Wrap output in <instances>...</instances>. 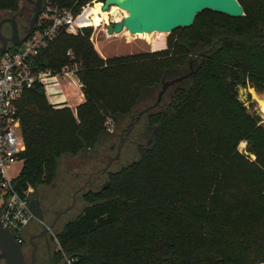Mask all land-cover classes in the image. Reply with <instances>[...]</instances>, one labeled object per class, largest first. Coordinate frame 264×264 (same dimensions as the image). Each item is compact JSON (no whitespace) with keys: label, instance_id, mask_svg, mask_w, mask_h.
Masks as SVG:
<instances>
[{"label":"trees","instance_id":"obj_1","mask_svg":"<svg viewBox=\"0 0 264 264\" xmlns=\"http://www.w3.org/2000/svg\"><path fill=\"white\" fill-rule=\"evenodd\" d=\"M21 1L0 0V17L16 13ZM90 1L78 0L76 11ZM238 1L244 16L206 9L174 30L166 48L108 58L96 52L83 11L77 34L61 31L35 57V72L77 64L84 94L75 111L55 108L36 81L19 101L25 149L17 190L31 188L30 198L58 187L67 163L77 172L73 193L84 186L76 194L81 211L51 234L52 264L264 262V118L238 93L264 92L256 68L264 57V0ZM165 83L160 102L137 119ZM131 133L136 158L103 171L118 136Z\"/></svg>","mask_w":264,"mask_h":264},{"label":"built area","instance_id":"obj_2","mask_svg":"<svg viewBox=\"0 0 264 264\" xmlns=\"http://www.w3.org/2000/svg\"><path fill=\"white\" fill-rule=\"evenodd\" d=\"M94 1L81 6L77 12L78 0H43L32 33L15 49H6L0 56V221L19 245L24 229L35 218L28 197L31 188L19 192L14 184L24 162L20 154L25 149L18 116L19 101L36 81L43 85L48 103L55 108L68 105L61 80H69L72 87L82 90L83 84L76 74L77 64L63 67L60 73L35 72L33 67L40 50L61 31L77 34L82 29L80 16ZM106 126L108 131L113 130L111 118L107 119ZM16 164L19 168L14 170Z\"/></svg>","mask_w":264,"mask_h":264},{"label":"water","instance_id":"obj_3","mask_svg":"<svg viewBox=\"0 0 264 264\" xmlns=\"http://www.w3.org/2000/svg\"><path fill=\"white\" fill-rule=\"evenodd\" d=\"M42 1L43 0L34 1L35 6L33 14L30 18L27 31L23 36L19 34L18 24L14 15L0 19V53L5 51L9 44L18 46L28 38L34 29V23L41 11ZM101 3V9L103 11H107L111 6L116 5L128 14L127 17L121 20L106 24V33L109 35L120 33L127 25L131 26L134 30L140 29L144 32L158 31L170 34L176 29L190 27L194 23L196 15L206 9L233 18L244 16V8L238 0H102ZM6 23L11 26L12 32L10 37L5 36L2 32V26ZM167 85L168 83L163 84L162 89L157 95L156 102L140 111L137 119H139L145 111L156 106L160 102ZM255 94L258 99L264 102V92L255 91ZM130 125L133 127L134 123L131 122ZM129 132L130 130L127 131L126 134ZM121 148L122 144L118 146L116 154L108 160L102 169L103 171H106L113 161L119 159ZM82 188H84V186L73 193L71 204L56 214L52 223L45 227V232L52 230L60 216L74 207L76 194ZM30 208L35 218L41 220L37 199H30ZM36 237L37 235H31L29 237L33 245V251L30 262H27L24 259L21 246L0 221V257L4 258V264H34L37 245L33 242V239ZM259 264H264V262H260Z\"/></svg>","mask_w":264,"mask_h":264},{"label":"rangeland","instance_id":"obj_4","mask_svg":"<svg viewBox=\"0 0 264 264\" xmlns=\"http://www.w3.org/2000/svg\"><path fill=\"white\" fill-rule=\"evenodd\" d=\"M102 1V0H98ZM26 5L30 6V4L27 2V0L21 1V6ZM93 6V4H91ZM90 6V7H91ZM88 14V13H87ZM117 15V16H116ZM2 16V15H1ZM32 16V15H31ZM31 16H29L31 18ZM91 19L90 15H88ZM116 16V17H114ZM127 17V13L124 12L119 8L117 13L115 15L107 14L105 21L101 22V26H95L93 23V20L91 19L93 23V32L91 35V41L96 45L98 52L102 55L113 57V56H120V55H126L128 53H137V52H146V51H154L158 49H164L166 48V41L167 37L171 34L165 33V32H158V31H151L148 32V39H140L135 37V30L131 26H125L124 29L120 33H114V34H107L106 33V24L109 22H115L118 20H121L122 18ZM2 17H0L1 19ZM30 20V19H29ZM29 20L27 25L29 24ZM134 30V31H133ZM2 32L5 34H8L10 32V25L8 23L4 24L2 26ZM95 48V47H94ZM96 50V49H95ZM97 52V51H96ZM256 68L263 72L264 74V57L258 56L256 58ZM51 72L50 70H37V72ZM69 80H61V86L64 92H68V88L71 87L68 83ZM77 90V89H76ZM239 98L245 102V104L249 107L250 111H256L259 113L262 118L264 116L262 115V112L260 111L258 98L255 94V90L251 87H245V88H239L238 90ZM248 94H250L251 99L248 100ZM253 95V96H252ZM255 95V96H254ZM70 104L73 106V102L70 101ZM135 134L131 133L127 139H122L123 136H118V139L115 141V146L118 147L122 144L121 153L119 159H117L116 163H113L111 166V170H116L120 166L128 163L129 161L136 158V147L135 143ZM121 138V141H120ZM245 147L242 142L239 145V149L243 150ZM116 152V150H115ZM114 152V153H115ZM113 153V154H114ZM70 163H67L64 168L62 169V182L57 185L50 187H46L45 189H42L38 192L37 196H30V199H37L39 203V212H41L43 216V221H39L34 219L30 226L27 229L26 232V238H29L34 231H36L38 228L42 226H49V224L52 223L53 219L55 218V214L58 210L63 209L71 202V197L73 193V184L70 183L72 180V176L75 171L70 167ZM16 168H19V164H16L14 166V170ZM82 171V170H81ZM77 173V172H75ZM84 175L80 176V180H83ZM106 181L101 180V183H105ZM75 183V182H74ZM78 183V182H77ZM78 185V184H77ZM30 192H32L30 190ZM85 203L82 201L80 197H77L75 206L64 213L55 223V226L52 230L48 231L47 234L50 240V246L46 247L43 242H37L35 239H33V242L38 244L37 246V252H36V260L34 264H52L51 256L52 254L56 253V247L52 239L51 234H55L59 228L64 224L67 220L72 219L81 211ZM31 246L25 247V260L28 259V255L31 250Z\"/></svg>","mask_w":264,"mask_h":264},{"label":"flooded vegetation","instance_id":"obj_5","mask_svg":"<svg viewBox=\"0 0 264 264\" xmlns=\"http://www.w3.org/2000/svg\"><path fill=\"white\" fill-rule=\"evenodd\" d=\"M34 1L35 0H27V2L30 4V6H26V5L20 6L19 10L13 14L15 16V19H16L17 24H18V31H19L20 36H23L27 31V28H28L27 23H28V20L30 19L29 16H31L33 14V9L35 6ZM11 32H12V30H11V26H10V32L8 34H5V33H3V34L7 37H10ZM44 229H45V226L32 235H37L36 239H42L45 246L49 247L50 246V240L47 237L48 231L45 232ZM28 243L31 245L32 248H31L30 253L28 255V259L25 261L30 262L31 256H32V251H33V245L30 242L29 238H28ZM36 252H37V250H36ZM23 253H24V251H23ZM0 254H1V251H0ZM24 259H25V255H24ZM35 260H36V253H35ZM0 264H4V258L0 257Z\"/></svg>","mask_w":264,"mask_h":264},{"label":"bare ground","instance_id":"obj_6","mask_svg":"<svg viewBox=\"0 0 264 264\" xmlns=\"http://www.w3.org/2000/svg\"><path fill=\"white\" fill-rule=\"evenodd\" d=\"M101 5H102L101 2L96 0V1H94L93 6L87 7L84 10L86 13H88V15H90L91 19L93 20L94 25L97 27L101 26L102 21H105L107 14L115 15L117 13V11L119 10V7H117L116 5H113L109 8V10L103 11L101 9ZM121 10H123V9H121ZM116 16H114V17H116ZM127 16H128V14H127ZM134 32L136 33L135 37L137 35V37L140 39H144V40L148 39V32L141 31L140 29L135 30ZM258 103H259V107H260L259 109L262 112V115L264 116V102H263V100L258 99ZM242 144L245 145V142H242Z\"/></svg>","mask_w":264,"mask_h":264},{"label":"crops","instance_id":"obj_7","mask_svg":"<svg viewBox=\"0 0 264 264\" xmlns=\"http://www.w3.org/2000/svg\"><path fill=\"white\" fill-rule=\"evenodd\" d=\"M94 47H95L97 53L102 58H108V56L102 55V54H100L98 52V49H97V47H96L95 44H94ZM130 53H128V54H130ZM68 90L69 91L65 93L66 98L68 99V105H67V107H69L70 109H72L73 111H75L76 105H78L79 103H81V102L84 101V94H83V91L82 90L78 91V90H76V88L74 86L72 88L69 87ZM70 101H72L74 103L73 106L70 104Z\"/></svg>","mask_w":264,"mask_h":264}]
</instances>
